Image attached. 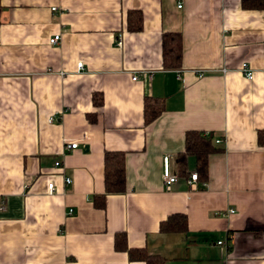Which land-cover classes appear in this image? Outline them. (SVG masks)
Returning <instances> with one entry per match:
<instances>
[{"label": "crops", "instance_id": "0c3cea01", "mask_svg": "<svg viewBox=\"0 0 264 264\" xmlns=\"http://www.w3.org/2000/svg\"><path fill=\"white\" fill-rule=\"evenodd\" d=\"M128 11L140 13L139 32L126 30ZM166 33L181 39L175 70L161 64ZM144 97L163 104L146 125ZM188 130L212 133L220 149L192 185L193 158L185 176L176 167ZM105 150L124 152L125 189L96 209ZM1 206L0 264H143L113 249L116 232L165 264H264V10L240 0H0ZM171 213L185 215L184 234L158 232Z\"/></svg>", "mask_w": 264, "mask_h": 264}, {"label": "trees", "instance_id": "16d2710c", "mask_svg": "<svg viewBox=\"0 0 264 264\" xmlns=\"http://www.w3.org/2000/svg\"><path fill=\"white\" fill-rule=\"evenodd\" d=\"M240 6L244 10H264V0H240ZM126 30L139 32L141 30V15L137 11H128L126 14ZM181 39L179 34L166 33L161 36V64L165 70H175L180 66ZM92 103L95 107H101V96L94 95ZM163 111L162 101L159 99L144 97L142 101L143 124H149ZM89 121L94 120L93 115H87ZM258 134V141L262 142V134ZM212 133H204L197 130H188L184 133L183 149L176 154L177 173L180 176L187 174L186 161L193 158L194 171L197 180L204 181L207 178L208 155L220 150L212 142ZM125 189L124 152H103V193L94 194L91 197L92 206L96 209L104 208L106 194L121 193ZM186 217L182 213H171L158 222L160 233L186 232ZM113 249L126 253L129 261H140L143 264H165L166 260L160 255L150 254L144 248H128L123 232L113 235Z\"/></svg>", "mask_w": 264, "mask_h": 264}, {"label": "built area", "instance_id": "2783aa9c", "mask_svg": "<svg viewBox=\"0 0 264 264\" xmlns=\"http://www.w3.org/2000/svg\"><path fill=\"white\" fill-rule=\"evenodd\" d=\"M180 6L178 5L177 8H179ZM52 11H55V8H52ZM59 41V35H56V36H53L52 38H50L48 40V44L50 46H54L58 43ZM77 69L78 70H81L82 67H81V64H78L77 65ZM240 73L244 76V78L246 80H250L252 78V71L245 65V64H242L240 69H239ZM141 75L143 77H147V73L146 72H141ZM203 76V73L202 72H199L198 73V77H201ZM137 79V75L136 74H133L131 76V81H135ZM48 121H51V118L48 119ZM220 140L219 139H214V143L217 144L219 143ZM77 148V143H65L63 145V149L64 150H72V149H75ZM169 162V157L167 155L163 156L162 157V180L164 182V184L166 185H169L173 182L176 181L177 177L176 175L172 174L168 168V163ZM54 166L55 167H59L60 166V162L59 161H54ZM196 173L195 172H191L189 173L188 177L186 178V183L188 185H192V183H194L196 181ZM64 183L65 184H68L70 182V179L68 177H64L63 179ZM46 189H47V192L48 193H52L53 192V184L50 182V183H47L46 184ZM2 209V206L0 207ZM72 211L69 209L68 210V213L70 214ZM233 210L232 209H228L225 213H232ZM217 244H223L222 241H217Z\"/></svg>", "mask_w": 264, "mask_h": 264}]
</instances>
